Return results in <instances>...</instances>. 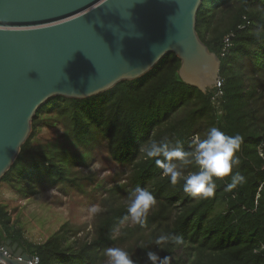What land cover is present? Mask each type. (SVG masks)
Returning a JSON list of instances; mask_svg holds the SVG:
<instances>
[{"label": "trees", "instance_id": "trees-1", "mask_svg": "<svg viewBox=\"0 0 264 264\" xmlns=\"http://www.w3.org/2000/svg\"><path fill=\"white\" fill-rule=\"evenodd\" d=\"M196 30L221 62L224 94L219 104L213 100L215 89L203 93L185 84L179 76L181 61L168 55L144 77L100 95L51 99L36 114L29 139L0 181L17 191L25 184L28 193L44 184L46 189L74 186L73 169L83 165L85 155L32 144L41 127L60 126L66 140L85 152L105 145L110 157L129 169L131 192L143 188L153 193L156 204L146 224L125 227L116 236L127 220L128 206L117 205L112 195L103 204L92 241L72 243L62 228L35 244L0 205V245L11 240L28 255L38 256L40 264H102L103 250L119 244L127 245L138 264H150L148 250L170 256L171 264H264V0H204ZM231 33L232 47L222 57ZM211 126L243 137L240 163L233 172L245 181L231 191L226 190L230 177H224L217 180L212 197H192L183 192L182 182L171 185L154 160H146L141 152L142 145L164 137L181 140L190 150L191 138H203ZM163 233L182 236L183 245L157 246L154 241ZM113 235L116 238L110 239Z\"/></svg>", "mask_w": 264, "mask_h": 264}, {"label": "water", "instance_id": "water-1", "mask_svg": "<svg viewBox=\"0 0 264 264\" xmlns=\"http://www.w3.org/2000/svg\"><path fill=\"white\" fill-rule=\"evenodd\" d=\"M203 1L0 0V181L55 97L100 95L172 54L185 84L212 89L221 62L196 30ZM2 246L7 264L32 260L11 240Z\"/></svg>", "mask_w": 264, "mask_h": 264}, {"label": "rangeland", "instance_id": "rangeland-1", "mask_svg": "<svg viewBox=\"0 0 264 264\" xmlns=\"http://www.w3.org/2000/svg\"><path fill=\"white\" fill-rule=\"evenodd\" d=\"M70 142L71 139L67 141L64 137L62 127L44 126L38 130L32 144L42 150L55 151L57 146L68 152H76L78 156L85 155L86 161L83 165L78 164L73 169V175L77 179L74 186L46 189L48 186L44 184L28 193L29 187H25V184L19 186L20 191L6 183L0 185V205L6 207L13 223L22 229L29 242L44 243L62 228L72 243L92 241L97 235L105 200L115 195L117 205L129 204V169L117 164L103 144H98L95 150L85 152L84 147H76ZM93 207L99 211L92 212ZM134 225L136 224L130 218L127 219L116 232V236L125 227ZM113 247L128 250L126 244ZM182 254L181 251L178 255Z\"/></svg>", "mask_w": 264, "mask_h": 264}, {"label": "clouds", "instance_id": "clouds-1", "mask_svg": "<svg viewBox=\"0 0 264 264\" xmlns=\"http://www.w3.org/2000/svg\"><path fill=\"white\" fill-rule=\"evenodd\" d=\"M242 144L243 137L240 134L229 135L219 127L211 126L203 138L198 136L194 139L190 150H185L181 140L173 141L164 137L142 145L141 152L146 160H154L155 165L162 170V176L167 177L171 185L182 182L184 193L192 197L209 198L214 195L219 179L230 177L228 191L245 181L239 172H233V168L240 163L237 153ZM260 155L264 156V152ZM189 166H194L193 170L186 171ZM155 204L156 197L152 192L136 188L129 195L128 216L125 219L130 218L132 223L143 227ZM91 211L98 212L99 209L93 207ZM115 238V235L110 236V239ZM154 242L157 246H181L184 239L180 235L163 233ZM103 256L104 264H138L129 251L122 247H108L103 250ZM146 256L150 264H171L170 256H161L157 251L148 250Z\"/></svg>", "mask_w": 264, "mask_h": 264}, {"label": "built area", "instance_id": "built-area-1", "mask_svg": "<svg viewBox=\"0 0 264 264\" xmlns=\"http://www.w3.org/2000/svg\"><path fill=\"white\" fill-rule=\"evenodd\" d=\"M240 28L242 29L244 28V26H241ZM234 36H235V33H231L225 38L224 47L222 49V54H221L222 57H225L230 47H232V39L234 38ZM222 86H223V80L219 76L216 85L212 88L216 90V95L214 96L213 100L215 101V103L217 102L218 104L220 103V100L224 94L222 90ZM196 137L198 136L192 137L191 141L193 142ZM1 252H4L5 255L9 256V254L4 251V248L2 245H0V253ZM19 260H22V259L19 258ZM0 264H7V263L0 258ZM29 264H40V258L38 256H32V260L29 262Z\"/></svg>", "mask_w": 264, "mask_h": 264}]
</instances>
